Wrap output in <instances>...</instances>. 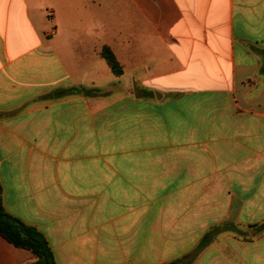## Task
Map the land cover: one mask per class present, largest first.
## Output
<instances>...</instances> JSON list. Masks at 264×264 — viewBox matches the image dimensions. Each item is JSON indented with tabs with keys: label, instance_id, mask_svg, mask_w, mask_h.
<instances>
[{
	"label": "crops",
	"instance_id": "0c3cea01",
	"mask_svg": "<svg viewBox=\"0 0 264 264\" xmlns=\"http://www.w3.org/2000/svg\"><path fill=\"white\" fill-rule=\"evenodd\" d=\"M0 181L58 264H264V0H0Z\"/></svg>",
	"mask_w": 264,
	"mask_h": 264
},
{
	"label": "trees",
	"instance_id": "16d2710c",
	"mask_svg": "<svg viewBox=\"0 0 264 264\" xmlns=\"http://www.w3.org/2000/svg\"><path fill=\"white\" fill-rule=\"evenodd\" d=\"M101 54L106 58L108 64L116 74L123 72V67L110 46L104 45L101 48ZM2 191L3 188L0 181V233L13 244L27 248L35 254L36 259L30 264H58L55 252L45 235L35 226L25 223L5 209ZM256 226L264 227V223ZM219 228L220 226H215L205 234L191 258L185 255L178 260L186 261L187 259H193L197 252L210 242V234L219 230Z\"/></svg>",
	"mask_w": 264,
	"mask_h": 264
}]
</instances>
